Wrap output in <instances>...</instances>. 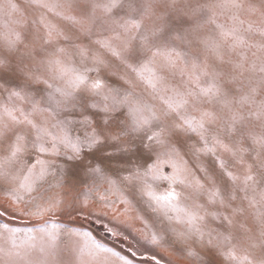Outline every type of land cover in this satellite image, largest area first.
<instances>
[{
    "label": "snow or ice",
    "instance_id": "6c2138e0",
    "mask_svg": "<svg viewBox=\"0 0 264 264\" xmlns=\"http://www.w3.org/2000/svg\"><path fill=\"white\" fill-rule=\"evenodd\" d=\"M180 260L264 264V0H0V264Z\"/></svg>",
    "mask_w": 264,
    "mask_h": 264
},
{
    "label": "rangeland",
    "instance_id": "374dc122",
    "mask_svg": "<svg viewBox=\"0 0 264 264\" xmlns=\"http://www.w3.org/2000/svg\"><path fill=\"white\" fill-rule=\"evenodd\" d=\"M141 87H143V86H141ZM120 207L122 208L123 206L121 205ZM134 214L135 213H132V215H134ZM122 219H123V217H122ZM133 224H134L135 227H141L139 222H133ZM88 226L94 228L100 234H102V235L104 234V229L100 225H97L94 222H92ZM196 250L201 252L202 255L206 254V252H207L206 249H202L199 246H196ZM178 264H188V262L186 260H180V261H178Z\"/></svg>",
    "mask_w": 264,
    "mask_h": 264
}]
</instances>
